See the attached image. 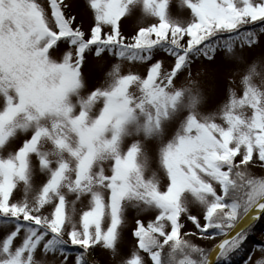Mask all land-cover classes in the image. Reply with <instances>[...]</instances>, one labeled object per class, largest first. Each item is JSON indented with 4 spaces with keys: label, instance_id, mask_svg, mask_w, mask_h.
<instances>
[{
    "label": "snow or ice",
    "instance_id": "6c2138e0",
    "mask_svg": "<svg viewBox=\"0 0 264 264\" xmlns=\"http://www.w3.org/2000/svg\"><path fill=\"white\" fill-rule=\"evenodd\" d=\"M183 4L0 0V264H251L264 0Z\"/></svg>",
    "mask_w": 264,
    "mask_h": 264
},
{
    "label": "rangeland",
    "instance_id": "374dc122",
    "mask_svg": "<svg viewBox=\"0 0 264 264\" xmlns=\"http://www.w3.org/2000/svg\"><path fill=\"white\" fill-rule=\"evenodd\" d=\"M73 4H74L73 11L78 14V17L84 18L85 28H87L88 23L90 22V13L84 7V0H73ZM169 12L174 19H178L181 21H188L191 18L190 10H188L186 5L183 4V0H170ZM142 19L143 18L140 13H137V15L129 19L126 25V32L132 33L136 29V27L141 23ZM144 22H148V21L145 20ZM253 55L258 59L260 55V50L257 49ZM164 59L166 60V65L171 63V61L168 58L164 57ZM90 65L93 69V72H95L96 61L94 59L90 60ZM127 68L128 66L125 67V70H127ZM136 70H138L139 72L144 71L143 68H139ZM255 82L257 83L258 86L262 83V81H260L259 79H257ZM40 179L41 177H37V182H39ZM20 195H22V193ZM133 216H135V212L130 210L129 216H128L129 225L131 224ZM187 230L192 231L194 229L192 228L190 224H188ZM2 232H3V229H0V234H2ZM124 237H125V243L123 245V248H124L125 253H127L131 249V246H132V241H131V238L129 237V229L124 230ZM257 240H258L257 242L258 245L253 247L256 250L255 251L251 250V254H250L251 264H255L256 260L264 257V253H262L259 250L260 248L264 247V233L262 234V236L258 237ZM199 242L201 244L206 243L210 246H214V242H208V241H199ZM95 259L99 261V264H111V258L107 253H97ZM69 261H70V264H74V255L72 257H69Z\"/></svg>",
    "mask_w": 264,
    "mask_h": 264
},
{
    "label": "trees",
    "instance_id": "16d2710c",
    "mask_svg": "<svg viewBox=\"0 0 264 264\" xmlns=\"http://www.w3.org/2000/svg\"><path fill=\"white\" fill-rule=\"evenodd\" d=\"M258 175L260 174V172L262 171L261 169L257 168L254 170ZM264 233V218L257 220L253 227L250 230L249 233V240L245 241L246 244L249 245L247 251L249 252V255L251 254V250L254 246H257V238L262 236V234ZM198 244H200V246L202 247H206V248H210L212 246L208 245V244H201L199 242V240L196 241ZM235 259L238 261V264H244V260L246 259V257H244L243 255L241 256H237L235 257Z\"/></svg>",
    "mask_w": 264,
    "mask_h": 264
}]
</instances>
